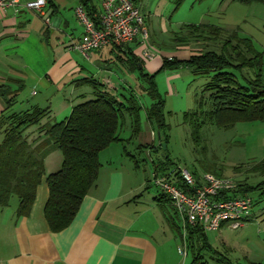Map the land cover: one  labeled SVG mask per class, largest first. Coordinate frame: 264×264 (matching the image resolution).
Masks as SVG:
<instances>
[{
  "label": "trees",
  "instance_id": "obj_1",
  "mask_svg": "<svg viewBox=\"0 0 264 264\" xmlns=\"http://www.w3.org/2000/svg\"><path fill=\"white\" fill-rule=\"evenodd\" d=\"M183 1L175 0L176 6L181 5ZM238 1L264 4V0ZM80 2L92 16V0ZM172 40L178 46L189 45L194 41L200 44V47L198 52L191 54L187 59L164 57L161 69L176 70L187 66L194 77L209 76L201 95L197 98V108L184 113L185 121L193 127L196 140H200L201 129L208 123L229 129L240 121H264V51H259L251 38L241 37L237 31L214 24L191 23L183 24L180 30L174 32ZM113 47L124 52L125 57L119 56V60L126 70L137 73L152 99L149 106L144 107L132 91L127 95L120 93L121 91L116 92L107 83L88 76L77 82L91 85L93 97L84 98V101L74 105L70 115L61 121H52L50 107L35 105L22 111L11 110L16 95L11 96L13 93L9 86L0 85V94L7 103V108L0 115V208L8 207L11 199L16 196L19 201L16 209L17 219L31 213L37 189L46 176L49 188V197L44 208L46 220L52 232L67 228L75 219L85 196L97 185L102 166L101 151L114 142L125 141L119 130L126 118H130L134 134L141 130L143 109L152 124L166 127L165 99L156 86L157 73H150L144 68L143 61L130 44ZM244 69L253 70V74H243ZM239 73L245 81L239 78ZM45 118H48V121L42 123ZM34 125H40L38 135L29 140L26 131ZM163 143L161 140V147ZM55 149L62 150V166L57 171L46 174L45 158ZM167 170V166L162 165L156 175L168 176L172 171L178 173L179 168ZM191 171L197 179L201 177L196 170ZM249 171L261 176L258 183L250 185L236 181L237 188L233 195L229 196L249 195L254 189L261 190L264 194V158ZM206 172L224 176L212 167L207 168ZM179 185L183 187L182 183ZM156 199L167 223L179 233L187 247L191 248L194 256L192 264H207V261L202 260L201 253L204 248L213 250L207 231L200 225L188 224L184 226L186 234L183 233V227L177 224L176 218L168 215L166 203H170L179 216L168 195L162 192ZM255 204L254 199L247 222L253 220ZM225 225L228 226L223 224L221 227ZM196 248L198 252H195ZM224 258V261L230 264L225 256ZM251 264H264V261Z\"/></svg>",
  "mask_w": 264,
  "mask_h": 264
},
{
  "label": "crops",
  "instance_id": "obj_2",
  "mask_svg": "<svg viewBox=\"0 0 264 264\" xmlns=\"http://www.w3.org/2000/svg\"><path fill=\"white\" fill-rule=\"evenodd\" d=\"M102 1L92 0L95 20L102 12ZM135 1L145 15L153 41L159 42L162 36L177 31L173 21L180 5L176 6L175 0ZM189 1L195 7L197 0ZM81 5L80 0H47L42 14L29 9L0 10V85L9 86L11 96L16 95L11 110L37 105L50 107L52 121L58 120L53 112L61 111L67 117L74 104L93 97V88L91 95L80 94L78 103L64 89L88 76L109 82L116 92L121 90L123 86L111 75L119 68L131 73L119 60V56L125 57L124 52L107 46L86 57L72 48L85 34L76 13ZM202 13L204 20L209 14ZM75 19L81 22V29L72 25ZM178 22L182 23L180 19ZM138 43L130 44L135 53L141 46ZM146 64L149 72L162 68L159 60ZM6 108V100L0 94V115ZM47 121L45 118L42 123ZM39 126L27 129L29 140L38 135ZM52 152L45 158L46 174L54 172L50 171L54 168L48 169ZM59 165L60 162L56 167ZM102 172L100 168L97 185L85 196L73 222L62 231L52 232L45 217L49 197L46 176L28 216L16 218V196L9 208H0V264H180L175 234L156 208V201L126 192L119 172L112 171L107 179ZM254 219L257 216L253 213Z\"/></svg>",
  "mask_w": 264,
  "mask_h": 264
},
{
  "label": "rangeland",
  "instance_id": "obj_3",
  "mask_svg": "<svg viewBox=\"0 0 264 264\" xmlns=\"http://www.w3.org/2000/svg\"><path fill=\"white\" fill-rule=\"evenodd\" d=\"M195 4V7H192V2L189 0L181 3L173 21L175 30L178 31L183 24H191V22L214 24L230 31H237L241 37L251 38L255 47L259 51H264V4L260 2L243 3L238 0H197ZM202 12L209 14L204 20H202ZM179 19L183 24H179ZM75 20L72 25L75 24V28L81 29V22L78 19ZM173 37L174 33H167L162 36L161 41L155 42L151 39L149 30L146 43L140 44L139 52H136L140 53L139 57L145 69L146 63L159 60L163 64L164 57L187 59L191 54L198 52L200 44L192 41L189 45L178 46L173 42ZM146 49L152 54L151 57L144 56ZM158 68L150 73H157L156 86L165 99L166 127L152 124L143 109L141 130L138 134H134L131 120L127 117L119 130L125 141L114 142L101 151L100 161L104 179L109 178L112 171L119 172L124 179L125 191H132V194L141 195L146 200H155L156 208L169 225L158 200L154 199L162 193L155 182L159 167L166 165L167 171L185 167L196 170L201 177L207 168L212 167L218 173L231 177L237 182L255 185L261 176L251 173L249 169L264 158V121H240L229 129L208 123L201 129L200 140H196L193 136V127L185 121L184 113L197 108V98L201 95L209 76L194 77L187 66L176 70H157ZM117 70L113 72L111 78L123 86L120 93L127 95L132 91L144 107L149 106L152 99L144 89L137 73H125L120 68ZM248 72L253 74V70L250 69H244L242 73L246 75ZM239 74V78L245 81L242 74ZM70 85L73 87L71 88ZM63 92L78 103L80 101L76 100L78 96L89 94L92 92V87L89 84L72 82ZM15 109L18 110L17 107ZM55 115L57 121H61L67 114L59 111L53 112V116ZM161 140L164 141L162 147L160 146ZM50 158L51 164L48 165V169L54 168L50 171L60 169L63 162L62 150L56 149L51 153ZM59 162L60 165L56 167ZM249 195L256 200L253 213L257 219L247 222L239 229L226 226L218 231L207 232L208 241L213 247V250L207 248L201 250L202 260L207 261V264H229L224 261V256L230 264H251L264 261V194L261 190L254 189L249 192ZM169 204L166 203L168 215L176 218L177 224L183 227V233L186 234L183 220L176 215ZM173 232L177 247L186 250V254H179L180 264H192L194 256L191 248L185 245V241L178 232L175 230ZM195 252H198L197 248ZM1 255L3 254L0 247Z\"/></svg>",
  "mask_w": 264,
  "mask_h": 264
},
{
  "label": "built area",
  "instance_id": "obj_4",
  "mask_svg": "<svg viewBox=\"0 0 264 264\" xmlns=\"http://www.w3.org/2000/svg\"><path fill=\"white\" fill-rule=\"evenodd\" d=\"M46 4L47 0H0V10L7 12L12 8L19 12L29 9L42 14ZM76 13L85 27V34L79 42L73 43L72 48L86 57L91 51L107 46L145 44L149 37L145 15L135 0H103L97 20L83 5L76 9ZM144 56L151 57L152 54L146 49ZM155 178L156 185L168 195L184 226L200 225L206 231H216L228 224L239 229L251 215L254 201L251 196H229L237 188L236 180L231 177L206 172L197 179L190 169L181 167L178 173L172 171L168 176L156 175ZM179 251L186 254L182 247Z\"/></svg>",
  "mask_w": 264,
  "mask_h": 264
},
{
  "label": "water",
  "instance_id": "obj_5",
  "mask_svg": "<svg viewBox=\"0 0 264 264\" xmlns=\"http://www.w3.org/2000/svg\"><path fill=\"white\" fill-rule=\"evenodd\" d=\"M141 65V64H140Z\"/></svg>",
  "mask_w": 264,
  "mask_h": 264
}]
</instances>
